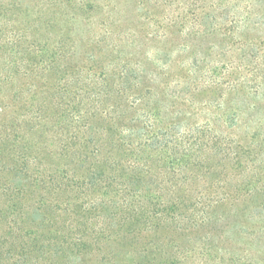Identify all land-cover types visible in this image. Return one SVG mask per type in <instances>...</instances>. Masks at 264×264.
<instances>
[{
  "label": "trees",
  "instance_id": "16d2710c",
  "mask_svg": "<svg viewBox=\"0 0 264 264\" xmlns=\"http://www.w3.org/2000/svg\"><path fill=\"white\" fill-rule=\"evenodd\" d=\"M129 1L0 0V264H264V0Z\"/></svg>",
  "mask_w": 264,
  "mask_h": 264
},
{
  "label": "rangeland",
  "instance_id": "374dc122",
  "mask_svg": "<svg viewBox=\"0 0 264 264\" xmlns=\"http://www.w3.org/2000/svg\"><path fill=\"white\" fill-rule=\"evenodd\" d=\"M128 7H129V9H128V12L130 13L131 12V10L133 9V10H135V7H136V1H129V3H128ZM86 28H87V26H86V24H83V30L85 29L86 30ZM84 50V49H83ZM82 50V51H83Z\"/></svg>",
  "mask_w": 264,
  "mask_h": 264
}]
</instances>
